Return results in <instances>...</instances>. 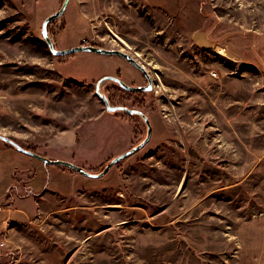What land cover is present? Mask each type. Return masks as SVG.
<instances>
[{"label": "rangeland", "instance_id": "obj_1", "mask_svg": "<svg viewBox=\"0 0 264 264\" xmlns=\"http://www.w3.org/2000/svg\"><path fill=\"white\" fill-rule=\"evenodd\" d=\"M62 2L0 0V134L48 151L74 132L72 163L98 173L147 128L107 112L96 82L147 80L121 57L52 55L41 26ZM79 8L71 0L53 20L54 47L120 50L143 66L151 136L102 177L42 196L0 148V264H264V0Z\"/></svg>", "mask_w": 264, "mask_h": 264}, {"label": "water", "instance_id": "obj_2", "mask_svg": "<svg viewBox=\"0 0 264 264\" xmlns=\"http://www.w3.org/2000/svg\"><path fill=\"white\" fill-rule=\"evenodd\" d=\"M69 0H63L61 7L59 8V10H57L56 12L52 13L51 15L47 16L41 26V36L43 38V40L45 41V43L47 44L49 51L51 52L52 55L54 56H68L74 53H78V52H90V53H95V54H99V55H104V56H117V57H121L123 59H125L126 61H128L132 66H134L135 68H137L139 71H141V73L144 75V77L147 80V86H130L127 85L124 81H122L121 79L114 77V76H103L102 78H100L96 84H95V92L96 94L99 96L101 102L103 103L105 110L109 113H115L117 111L120 112H124L127 113L129 115H137L140 116V118L144 121L147 131H146V136L145 138L136 146L132 147L130 150L119 154L115 157H113L104 167L103 169L98 172V173H91L88 172L87 170H85L84 168L72 163V162H68V161H64V160H52L49 158H46L36 152L30 151V150H26L24 149L20 144H18L17 142H15L14 140H12L11 138L4 136L2 134H0V140L9 144L10 146H12L13 148H15L18 152L30 156L31 158H34L40 162H42L45 165H58V166H63L66 168H69L71 170H73L74 172L81 174L83 176L89 177V178H100L102 177L113 165L117 164L118 162L124 160L125 158H127L128 156L134 154L135 152H137L138 150H140L143 146H145V144L149 141L150 139V135H151V126L150 123L147 119V117L145 116V114L143 112H141L140 110L137 109H132V108H128L125 106H121V105H117V106H111L109 104V101L107 99V97L103 94H101L100 92V85L105 82V81H113L115 82L121 89L128 91V92H146V91H150L152 90V82H151V78L148 75V73L146 72L145 68L143 66H141L136 60H134L131 56H129L128 54L120 51V50H113V49H104V48H100V47H96V46H91V45H80V46H75V47H71V48H67V49H63V50H59L56 49L54 47V44L50 38V36L48 35V31H47V25L55 20L58 19L65 11L67 4H68Z\"/></svg>", "mask_w": 264, "mask_h": 264}, {"label": "crops", "instance_id": "obj_3", "mask_svg": "<svg viewBox=\"0 0 264 264\" xmlns=\"http://www.w3.org/2000/svg\"><path fill=\"white\" fill-rule=\"evenodd\" d=\"M149 1L154 2L155 0ZM72 2L76 3L78 10H80L79 7L81 3H100V0H72ZM81 12L84 14L83 11ZM197 33H195V35L197 39H199L198 41H200L198 42L200 46L210 45L207 33H205L204 31H200ZM55 143L56 144L53 143L52 146L48 148V151H41V148H37L36 153L52 160H64L68 162H72V160H75L73 158V149L76 146L74 132L73 134H71V132L69 133L68 131L60 140H58V142ZM37 147L39 146L37 145ZM0 148L3 149L2 151L7 153L9 156L15 157L19 160L20 167L18 168L20 169L19 171L21 173V182L23 181V178L28 176L29 172H34V176L32 178V181L30 182V186L33 188L34 193H38L41 196L44 194L47 188L60 190L58 189L60 188V185L58 184L59 180L73 181L75 180V176L78 175V173L63 166L45 165L40 161L38 162V160H29L27 158H24V156L20 158V156H18L17 154L18 151L16 152V150H11L10 148H7V146H0ZM40 176L41 178L39 179ZM13 202L15 204V199H13ZM15 208V210H19L18 207Z\"/></svg>", "mask_w": 264, "mask_h": 264}, {"label": "trees", "instance_id": "obj_4", "mask_svg": "<svg viewBox=\"0 0 264 264\" xmlns=\"http://www.w3.org/2000/svg\"><path fill=\"white\" fill-rule=\"evenodd\" d=\"M70 4H71V0H69L67 8L70 6ZM67 8H66V10H67ZM53 22L54 21H51L47 25V29H48L49 36L54 40L53 31L51 30V25H52ZM68 56H70V55H68ZM59 58H61V57H59ZM110 83H111V85L107 86L108 88H106V90H105V96L107 97V99L109 101V104L111 106L121 105L123 103L122 102L123 100H126V101L127 100H132L131 108H135V109H138L140 111H143L145 109V103L146 102H145L144 93H142V92H126V91L122 90L116 83H114V82H110ZM117 112H119V111H117ZM123 116L126 118V120H133V118H135V115H129L127 113H123ZM12 140L15 141L14 138H12ZM15 142H17V141H15ZM18 144H20L26 150L37 152V146L36 145L26 146V145H23L21 143H18ZM7 145H9V144H7ZM110 160H108L107 163ZM8 198H9V196H8Z\"/></svg>", "mask_w": 264, "mask_h": 264}, {"label": "flooded vegetation", "instance_id": "obj_5", "mask_svg": "<svg viewBox=\"0 0 264 264\" xmlns=\"http://www.w3.org/2000/svg\"><path fill=\"white\" fill-rule=\"evenodd\" d=\"M68 3H69V1H68ZM67 5H68V4H67ZM47 31H48V29H47ZM48 35H49V34H48ZM50 38H51V37H50ZM51 40H52L53 44H55L56 40H55V39L53 40L52 38H51ZM79 46H80V45H79ZM114 77L119 78L118 76H114ZM101 78H102V77H101ZM119 79H121V78H119ZM111 82H113V81H111ZM114 83H115V82H114ZM146 84H147V83H146ZM145 86H147V85H145ZM122 90H123V89H122ZM124 91H125V90H124ZM126 92H128V91H126ZM142 93H143V92H142ZM137 110H138V109H137ZM135 116H137V115H135ZM138 117H140V116H138ZM145 136H146V135H145ZM145 136L143 137V139L145 138ZM150 136H151V135H150ZM143 139H142V140H143ZM138 144H139V143H138ZM138 144H137V145H138ZM135 146H136V145H135ZM143 147H144V146H143ZM143 147H142V148H143ZM105 165H106V164H105ZM102 169H103V168H102Z\"/></svg>", "mask_w": 264, "mask_h": 264}, {"label": "bare ground", "instance_id": "obj_6", "mask_svg": "<svg viewBox=\"0 0 264 264\" xmlns=\"http://www.w3.org/2000/svg\"><path fill=\"white\" fill-rule=\"evenodd\" d=\"M220 52H222V50Z\"/></svg>", "mask_w": 264, "mask_h": 264}, {"label": "built area", "instance_id": "obj_7", "mask_svg": "<svg viewBox=\"0 0 264 264\" xmlns=\"http://www.w3.org/2000/svg\"><path fill=\"white\" fill-rule=\"evenodd\" d=\"M3 244V243H2Z\"/></svg>", "mask_w": 264, "mask_h": 264}]
</instances>
